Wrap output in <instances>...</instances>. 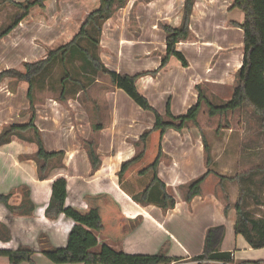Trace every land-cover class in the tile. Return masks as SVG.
Wrapping results in <instances>:
<instances>
[{"label": "crops", "instance_id": "obj_1", "mask_svg": "<svg viewBox=\"0 0 264 264\" xmlns=\"http://www.w3.org/2000/svg\"><path fill=\"white\" fill-rule=\"evenodd\" d=\"M183 1L128 0L118 11L124 12L125 20L132 15V19L136 20L137 30L131 33V29H127V32L116 35L112 41L115 46L107 45L120 65L122 64L121 70L110 71L135 75L156 70L166 49L165 33L161 25H180L182 17L180 18L179 13ZM232 2L233 0H195L188 39L176 45V50L187 60L188 67H182L179 61L172 58L155 76L144 75L137 80L138 91L158 112L164 113L169 101L173 116L185 114L197 101L196 85L213 84L220 87L228 84L232 91L233 78L242 63L243 45L242 30L231 23H242L243 14L242 17L239 16V20L232 18L233 13L239 11H229ZM127 20L125 23L129 25ZM16 30H20L19 27ZM49 33L50 31L40 27L34 33L35 36L30 33V36L26 35L27 38L23 36L6 42L0 49V72L16 67L21 60L36 61L41 51H44V45L37 47L31 40L39 37L38 34ZM10 53H16L19 62L17 58L8 57ZM4 80L12 81L13 78ZM3 81L1 83L4 85L0 84V132L6 125H23L30 117L26 92L23 94L22 88L11 89ZM103 93L101 100L90 102V107L88 103L82 106V103L75 102L80 108L73 113L78 122L77 128L67 122L68 114L61 101L37 102L35 96L34 124L41 134L45 149L50 153L63 151L65 154L62 159L63 167H57L56 159L50 163L51 170L46 179L39 180L37 177V165L33 160L37 148L34 143L12 138L9 143L0 146V195H10L8 203L14 208L11 212L0 203V250L15 251L26 248L32 252L33 264H54L42 251L47 248H64L74 225L63 214L54 220L45 216L52 183L63 178L66 181L65 207L85 208V197L108 194L132 226L129 235L118 243L96 234L98 246L93 252H98L101 245H108L128 255H155L167 245L166 256L179 260L171 264H196L192 259L203 251L206 230L223 225L225 235L221 251L231 254L233 264L241 261H264V247L253 249L241 235L234 232L236 212L233 205L238 191L232 186H224L227 182H219L214 174H210L201 184V195L190 202L183 199L182 186L202 176L207 170L203 149L198 142L195 145H186L187 139L180 137L184 135L183 132L170 130L165 134L162 141L163 159L158 166L159 179L176 201L174 208L163 213L155 206H142L132 200L133 193L127 192L124 186L120 187L117 173L121 164L135 155L133 143L145 130L153 126L154 118L114 86ZM205 93L210 97L207 91ZM22 96L24 101H20ZM38 105L43 108L42 112L37 111ZM150 114L151 122L147 126L145 117ZM99 124L102 129L97 135V153L101 165L93 173L82 142L89 139L91 125ZM78 137L80 140H77ZM246 156L248 155L244 154V158ZM217 161L213 160L212 165ZM254 167L256 168L248 169L249 175L245 180L242 179V186L249 190L245 199L248 210V197L253 198L252 191L256 184L254 178L262 172L259 171L260 166ZM224 169L226 171L225 167ZM210 170L227 177L211 168ZM144 178H138V182ZM214 181H217L216 188ZM146 185L147 183L139 189L137 182L131 184L136 191L143 190ZM218 188L226 189L227 192L224 197H228L231 208L226 215L225 198L218 197ZM258 201L255 200L253 206L263 212L250 211L256 217L264 218V204L262 200ZM32 207L33 211L28 213ZM0 264L10 263L6 257L0 255Z\"/></svg>", "mask_w": 264, "mask_h": 264}, {"label": "trees", "instance_id": "obj_2", "mask_svg": "<svg viewBox=\"0 0 264 264\" xmlns=\"http://www.w3.org/2000/svg\"><path fill=\"white\" fill-rule=\"evenodd\" d=\"M46 0H26L28 8L20 18L14 17L12 21L0 29V40L11 33L22 19L27 15L33 6L43 7ZM128 0H98V7L91 11L81 23L77 33L71 40L55 49L49 50L44 59L36 62H25L24 71L14 68L0 72V84L5 78H13L27 84L26 98L29 102L30 117L23 125H6L0 132V146L7 144L12 138L31 142L36 145V153L33 160L37 165V177L44 180L51 170V162L58 160L57 167H63L62 159L64 152H48L45 147L38 128L35 126V89L37 80L57 60L65 65L67 60L78 58L85 67L95 73H101L107 77L110 84L123 91L142 111L149 112L154 118L153 126L145 130L139 139L133 143L136 149L135 155L123 162L117 173L118 182L123 188V182L129 181L130 175L148 178V183L143 190L132 194L131 198L142 206H155L163 213L174 208L176 201L168 192L166 185L158 177V166L163 159L162 141L165 134L170 131L182 133L190 126L197 128L201 134V141L205 157L206 172L197 179L182 186L183 199L190 202L194 197L201 195V184L210 174H214L219 181L228 180L239 182V194L233 205L236 212L234 232L241 235L248 245L253 249L264 247V218L256 217L245 207V199L249 190L244 189L241 180L245 179L249 172L238 174L227 178L215 174L210 170L212 164L211 149L198 125V115L203 104L207 107L210 117L226 116L228 113L243 108L251 110L258 118L259 126L264 133V0H233L230 10H239L243 14V22H231L243 32L242 63L234 76V85L228 100L220 104H214L207 96L200 85L195 89L198 93L197 101L183 115L173 116L170 112V103H166L165 112L160 113L154 109L148 100L142 95L136 86L137 80L144 75L155 76L160 70L166 67L169 61L174 58L180 62L182 67H188L185 57L176 50L180 41L188 39L189 22L195 0H184L180 25L172 27L161 25L165 33L166 49L161 57L160 65L152 72H142L135 75L119 74L108 70L101 62L99 56L94 52L99 46V37L102 32V25L112 15L127 4ZM0 5H10L22 9V3H15L12 0H0ZM94 35V37H92ZM86 42L87 45H82ZM94 52V53H93ZM71 77L66 75L59 80L60 93L58 101L63 102L66 94V80ZM75 83H81L73 80ZM80 91L84 92L85 87L81 85ZM102 125H91V135L82 142L83 149L94 173L101 165L97 153V135ZM260 171V169H259ZM264 171V168L263 170ZM251 193V192H250ZM66 181L59 178L52 183L49 204L45 209V216L54 220L63 214L70 218L74 225L68 235L67 244L64 248H47L42 251L43 255L54 264H171L179 260L166 256L167 245L155 255H128L116 251L108 245H101L98 252L92 250L98 246L97 235L118 243L123 241L130 233L132 226L121 212L118 204L108 194L99 196H88L84 198L85 208L65 207ZM28 200V194L26 196ZM10 195H0V203L9 211L14 208L9 205ZM32 207L28 213L33 211ZM231 208L228 197L225 198L224 214ZM225 235L223 225L208 228L203 241V251L192 260L196 264H210L212 262L221 264H233L230 253L221 251V244ZM9 238V235L7 236ZM0 255L8 259L10 264L27 262L31 260L32 252L26 248L15 251H1ZM238 264H264V261L247 262L241 261Z\"/></svg>", "mask_w": 264, "mask_h": 264}, {"label": "rangeland", "instance_id": "obj_3", "mask_svg": "<svg viewBox=\"0 0 264 264\" xmlns=\"http://www.w3.org/2000/svg\"><path fill=\"white\" fill-rule=\"evenodd\" d=\"M13 1L15 3H26V0ZM182 5H180V18L182 17ZM97 7L98 0H46L43 7L33 6L29 9L27 15L17 25L20 30H16V27L9 35L0 40V49L5 46L6 42L15 41L19 37L25 36V38H27L26 35L29 34L30 36V33H33V36H35L34 33L38 32V28L41 27L42 29L50 31V33L47 35L38 34L39 37H34V39L31 41L33 44H36L37 47L39 45H44V51H41V55L36 59V61L42 60L46 57L49 50L68 43L79 30V27L85 17ZM21 10V8L10 5H0V29L8 25L14 17L18 18L17 16ZM116 12L110 19L103 23V33H101L99 37V46L94 51L99 56L104 66L109 70H121L122 64L120 65V62L116 59L115 55L112 53L109 47H107V45L115 46V42L112 43V41L119 33H125L127 32V29H131V33L137 30L136 20L132 19V15H130V19L129 17L128 20L126 19L129 24L126 25L124 12ZM240 15L242 17V13L240 11L234 12L233 16L235 18H232L239 20ZM92 37H94V35H92ZM82 45L86 46L87 43L82 42ZM8 57L17 58L19 62V56L16 53H10ZM25 62L29 61L21 60L20 63H18V65L13 68L19 71H24L23 64ZM68 74L71 77V80L67 79L65 82L66 99L62 102V105L68 114L67 122L70 123V126L77 128L78 122L74 119L75 116L73 113H76V111L80 110V108L77 107L75 102L82 103V106L83 104L88 103L90 107V102L92 100H101L104 94L103 91L110 89L112 85L110 84V81L107 77L103 76L100 72L95 73L90 68L85 67L78 58L72 61L67 60L65 65H62L60 61L57 60L37 80L35 91L37 102H58L57 97L60 93L59 80ZM73 80L79 81L81 85L85 87L86 91L82 93L80 91L81 85L79 83H75ZM3 82H5V80ZM6 82L11 89L16 88L17 90V88H22L24 90L23 94L27 90V84L24 82H19L15 79ZM2 84L3 83H1V85ZM201 87L208 92V95L210 96L208 98H210L214 104H220L223 101L228 100L231 94V86L228 84L220 87H216L213 84H207L202 85ZM160 99L161 97L159 100ZM24 100L25 99H23L22 96L20 101ZM40 106H37L38 112H42L43 108ZM72 106H74V108ZM197 119L200 131L210 146L212 162L213 160H218L216 164H211L209 168L217 171V173H223L227 176V178L250 172L247 170L250 168H256L254 167L255 165L260 166V171L263 170L264 133H262L260 129V122L258 118L251 112V110L243 108L241 110L228 113L226 116L210 117L208 115L206 105L203 104ZM150 122L151 114L145 117V124L147 126H150ZM183 134L184 135H180V137L187 139L188 143L186 145H195V143L198 142L199 147L203 149L200 137L201 134L197 128L190 126L187 130L183 131ZM92 136L93 135H90V137ZM77 140H80V138L78 137ZM134 150L136 152L135 148ZM228 154L230 156L226 157ZM244 154L248 156L244 158ZM203 160L205 161L204 154ZM224 167L226 168V171H223L225 170ZM215 177L217 180H219L217 176ZM138 178L140 177L131 174L129 181H124V189L129 193H139L140 190H134L131 184H133V182H137L139 185L138 187H140L139 189H142L143 186L148 183V178H144L140 182H138ZM244 180H241V184L244 182ZM214 182V187L216 188L217 181ZM225 182L227 183L224 184V186L227 188L232 186L233 189L238 191L237 193L239 194V182H230L228 180H225ZM254 182L256 184L254 185V190L252 191L253 198L248 197V204L251 211L254 213H261L263 210L253 206V203L255 200H259L258 202L262 200L264 204V171L258 173V175L255 176ZM217 190L218 197L221 199L225 198L224 196L227 195V192L225 191L226 189L223 190L218 188ZM181 194H183V192Z\"/></svg>", "mask_w": 264, "mask_h": 264}, {"label": "water", "instance_id": "obj_4", "mask_svg": "<svg viewBox=\"0 0 264 264\" xmlns=\"http://www.w3.org/2000/svg\"><path fill=\"white\" fill-rule=\"evenodd\" d=\"M27 8H28V4L27 3L23 4L22 10L20 11L17 17L20 18Z\"/></svg>", "mask_w": 264, "mask_h": 264}]
</instances>
